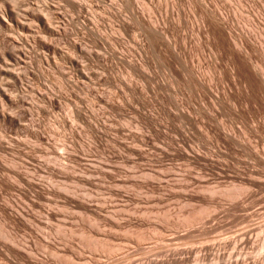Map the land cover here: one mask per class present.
I'll return each instance as SVG.
<instances>
[{
	"label": "rangeland",
	"instance_id": "1",
	"mask_svg": "<svg viewBox=\"0 0 264 264\" xmlns=\"http://www.w3.org/2000/svg\"><path fill=\"white\" fill-rule=\"evenodd\" d=\"M0 264H264V0H0Z\"/></svg>",
	"mask_w": 264,
	"mask_h": 264
}]
</instances>
